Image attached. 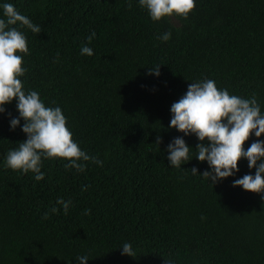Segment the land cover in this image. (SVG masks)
<instances>
[{
    "label": "trees",
    "instance_id": "trees-1",
    "mask_svg": "<svg viewBox=\"0 0 264 264\" xmlns=\"http://www.w3.org/2000/svg\"><path fill=\"white\" fill-rule=\"evenodd\" d=\"M4 3L42 30L20 29L30 53L23 57L24 90L60 107L73 140L103 166L89 161L78 172L65 167L67 160L42 159L41 181L8 168V152L27 137L23 119L10 128L19 117L16 101L6 105L0 264H79L85 255L87 264H264V193L233 187L255 169L242 159L234 176L213 186L199 176L211 169L195 159L197 137L170 128L172 104L189 83L205 79L231 95L255 94L264 114V0H195L187 19L159 22L139 0ZM85 45L92 56L81 55ZM158 66L160 75H149ZM180 136L193 149L192 160L175 168L167 148ZM256 139L253 133L245 150ZM60 198L71 201L67 214ZM124 243L135 257L122 255Z\"/></svg>",
    "mask_w": 264,
    "mask_h": 264
},
{
    "label": "clouds",
    "instance_id": "clouds-1",
    "mask_svg": "<svg viewBox=\"0 0 264 264\" xmlns=\"http://www.w3.org/2000/svg\"><path fill=\"white\" fill-rule=\"evenodd\" d=\"M153 22L173 16L188 18L195 9V0H139ZM3 18H0V114L5 113V106L16 101L18 118L10 119V128L15 130L21 119L24 124L22 132L27 139L19 143L18 148L7 154L6 166L13 171L24 174L32 172L35 179L41 181L42 159H63L68 163L66 168L83 172L87 162L103 166V161L90 156L73 140V134L67 127V118L60 107L46 106L37 91H25L22 80L27 71L23 67V57L30 55L27 37L21 28L34 34L41 33V27L34 24L27 16L17 11L11 3L2 6ZM131 7V4H129ZM92 32L87 40L90 44L95 38ZM171 33H164L160 39L167 42ZM93 50L88 46L81 47V55L92 56ZM159 67L149 70V75L159 76ZM172 118L170 128L183 136L195 135L200 143L196 146L195 159L207 162L211 171L199 175L214 186L219 181L234 176L238 163L245 159L249 169H255V175L245 174L233 182V187H242L244 191L254 194L264 193V114L255 94L251 98L231 95L226 89H218L214 80L205 79L189 83L187 92L171 106ZM254 133L257 138L245 150L244 145ZM183 136L176 137L168 145L167 156L171 167L180 168L190 160L191 149ZM162 143L157 136L156 144ZM193 175L198 169L193 167ZM84 188L82 191H86ZM264 198V197H262ZM57 204L67 214L71 201L60 198ZM55 213L57 208H53ZM90 209L85 214H90ZM48 218L45 213L44 219ZM122 255L135 257L136 253L130 243L122 245ZM88 257L79 256V264H87Z\"/></svg>",
    "mask_w": 264,
    "mask_h": 264
}]
</instances>
